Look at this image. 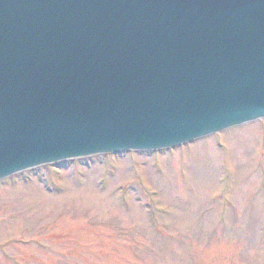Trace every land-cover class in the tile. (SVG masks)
Segmentation results:
<instances>
[{"label":"water","instance_id":"obj_1","mask_svg":"<svg viewBox=\"0 0 264 264\" xmlns=\"http://www.w3.org/2000/svg\"><path fill=\"white\" fill-rule=\"evenodd\" d=\"M264 119V0H0V180Z\"/></svg>","mask_w":264,"mask_h":264},{"label":"rangeland","instance_id":"obj_2","mask_svg":"<svg viewBox=\"0 0 264 264\" xmlns=\"http://www.w3.org/2000/svg\"><path fill=\"white\" fill-rule=\"evenodd\" d=\"M0 264H264V119L0 180Z\"/></svg>","mask_w":264,"mask_h":264}]
</instances>
